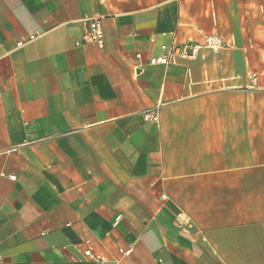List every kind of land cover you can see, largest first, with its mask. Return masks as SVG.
Listing matches in <instances>:
<instances>
[{
  "label": "crops",
  "instance_id": "0c3cea01",
  "mask_svg": "<svg viewBox=\"0 0 264 264\" xmlns=\"http://www.w3.org/2000/svg\"><path fill=\"white\" fill-rule=\"evenodd\" d=\"M158 262L264 264V0H0V264Z\"/></svg>",
  "mask_w": 264,
  "mask_h": 264
},
{
  "label": "built area",
  "instance_id": "2783aa9c",
  "mask_svg": "<svg viewBox=\"0 0 264 264\" xmlns=\"http://www.w3.org/2000/svg\"><path fill=\"white\" fill-rule=\"evenodd\" d=\"M82 20L85 26L81 39L76 42V45L94 44L98 47H102L104 45V31L101 20L94 17H84ZM34 38L35 35H30L28 40L32 41ZM16 44L20 46L22 42L19 41ZM225 47L226 43L221 36L205 34L202 39L197 42L182 44L172 42L170 44H162L160 46L161 54L149 57L147 63L149 65H165L172 56H178L181 59H194L202 49H208L217 53ZM135 57L140 59L141 54L136 53ZM252 81H256L255 76L252 77ZM143 114L147 120L157 122L158 116L155 111H145ZM178 219L180 223L186 221V218L181 217L180 214L178 215ZM84 256L94 261L102 260V258L93 253L91 249H86L84 251ZM158 264H160V262H158Z\"/></svg>",
  "mask_w": 264,
  "mask_h": 264
}]
</instances>
